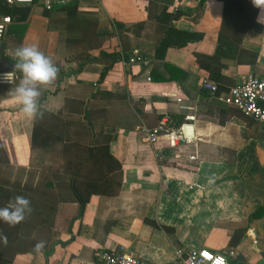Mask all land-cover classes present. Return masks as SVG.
<instances>
[{
  "label": "crops",
  "instance_id": "obj_1",
  "mask_svg": "<svg viewBox=\"0 0 264 264\" xmlns=\"http://www.w3.org/2000/svg\"><path fill=\"white\" fill-rule=\"evenodd\" d=\"M236 1L256 14L250 28L232 36L235 47L227 52L217 51L218 0H205L200 10L199 0H69L50 11L38 0L25 22L8 25L2 51L12 63L18 47L36 46L59 73L40 87L42 119L25 117L9 95L19 72L12 85H0V142L8 161L0 177L7 171L11 182L30 186L16 196L27 198L32 209L16 230V243L0 245V264H102L101 256L112 254L173 264L177 249H231L230 264L264 258V216L248 220L264 205V123L201 88L207 81L223 93L249 74H264L261 10L252 0ZM177 11L185 14L169 24L167 16ZM115 23L123 26L120 35ZM170 25L194 41L158 50ZM122 50L138 52L142 61L117 59L110 66V57L99 56ZM195 54L218 60L203 68ZM162 119L173 130L181 127L183 143L142 140L141 129ZM35 120L71 141L107 143L106 168L120 167L98 181L70 227L79 204L62 168L73 151L63 154L61 143L31 149ZM185 126L192 137H185ZM102 168L96 164L94 176ZM41 240L45 247L36 253Z\"/></svg>",
  "mask_w": 264,
  "mask_h": 264
},
{
  "label": "trees",
  "instance_id": "obj_2",
  "mask_svg": "<svg viewBox=\"0 0 264 264\" xmlns=\"http://www.w3.org/2000/svg\"><path fill=\"white\" fill-rule=\"evenodd\" d=\"M205 0H199L197 9L200 10L203 6ZM222 2V20L220 31L217 40V51L227 52L231 49V47H235L232 42V36L237 34L238 30H245L251 27L253 22V17L256 14L255 8H245L240 9L239 4L236 0H218ZM38 2V0H34V3ZM32 7H7L5 4L0 3V16H8L11 22L20 23L25 22L31 13ZM180 11L175 12L172 15L167 16L168 22L171 24L172 21L179 19L182 15ZM115 30L118 34H121L123 26L121 24H114ZM194 41V38L188 35L187 33L179 32L173 28V26H169L165 32L164 38L158 45V50L165 51L168 48H183L188 43ZM139 56L138 52L135 54L128 56L124 50L121 53L115 54H106L100 51L99 56L101 57H110L111 65L116 62L117 59L124 60L125 62H129L132 56ZM2 57L11 61L2 51ZM196 62L200 67L209 68L215 61L217 62L218 57L215 54L213 57H208L204 55L195 54ZM90 60V57L85 58L84 61ZM57 68L58 66L55 65ZM110 66L103 68L100 73V78L98 82H102L105 74L111 68ZM82 68V63L77 65V69L75 72L80 71ZM54 143H61L63 154L67 153V149H72L71 157H69L64 163L62 172L69 176L68 181V189L71 192L72 197L75 198L77 203L79 204L78 214L76 217L72 218L69 224L71 226L72 222L81 217L85 204L88 201L89 196L96 192V186L98 181L101 178L106 177L110 172L119 171L120 167L114 169L106 168L107 165V157H110L107 152V143L100 145L96 138L92 140V143L89 144H81L77 140H69L68 137H64V135L54 134L46 127H43L38 120L34 121L33 132L31 137V149L39 150L48 148L50 145ZM97 144V145H96ZM8 161L6 154L3 150V147L0 142V167L7 166ZM102 165L101 171H97V176L95 174V165ZM30 186L23 185L19 187V184L16 181L11 182V179L1 181L0 177V208L7 206L8 202L11 200V197H16L22 191H26ZM20 191V192H19ZM264 216V205L259 206V208L253 212L250 217V220L259 219ZM20 223L16 226H10L7 223L0 221V234L7 236V244L16 243L18 233L16 230L19 229ZM69 234L71 231L69 229ZM71 238L68 240L70 241ZM62 242L60 244H64ZM6 244V245H7ZM0 245H5L2 241H0ZM0 246V260L4 257L5 249ZM49 252L45 253V257L48 256Z\"/></svg>",
  "mask_w": 264,
  "mask_h": 264
},
{
  "label": "built area",
  "instance_id": "obj_3",
  "mask_svg": "<svg viewBox=\"0 0 264 264\" xmlns=\"http://www.w3.org/2000/svg\"><path fill=\"white\" fill-rule=\"evenodd\" d=\"M0 3L7 7H32L34 0H0ZM69 0H41L43 8L47 11L54 6H65ZM11 20L8 16H0V45L3 43L4 35ZM139 56H132L130 63L141 62ZM6 73H0V85H12L16 79V72L10 73L5 77L7 82L3 81L2 76ZM201 88L208 93V98L216 97L225 105L235 108L243 116L256 122L264 123V74H249L242 84L230 87L223 93H218L215 84L202 81ZM167 119H162L151 128H142V140L148 145L155 144L160 137L166 139L170 146L177 145L184 139L183 131L180 128L173 130L169 126ZM233 250L226 252H214L208 249H193L189 251L176 250L173 264H230L228 259H234ZM102 264H149L147 261L131 255H103Z\"/></svg>",
  "mask_w": 264,
  "mask_h": 264
},
{
  "label": "clouds",
  "instance_id": "obj_4",
  "mask_svg": "<svg viewBox=\"0 0 264 264\" xmlns=\"http://www.w3.org/2000/svg\"><path fill=\"white\" fill-rule=\"evenodd\" d=\"M254 7L261 10L264 18V0H252ZM16 63L14 72H19L21 78L17 86L10 90L11 98L20 105V111L25 117L42 119L44 116L39 103L41 96L40 87L51 84L58 76L59 69L36 46H20L15 52ZM10 73L3 74V81ZM32 211L30 201L24 196L18 195L10 200L7 206L0 208V221L10 226H16L25 220L26 215ZM0 241L7 244V236L0 234ZM45 241H38L34 245V252L40 253L45 247Z\"/></svg>",
  "mask_w": 264,
  "mask_h": 264
},
{
  "label": "water",
  "instance_id": "obj_5",
  "mask_svg": "<svg viewBox=\"0 0 264 264\" xmlns=\"http://www.w3.org/2000/svg\"><path fill=\"white\" fill-rule=\"evenodd\" d=\"M3 45H0V73H10L13 71L14 63L2 57ZM18 72V71H17ZM185 137H192L191 126L184 127ZM184 140H181L179 143H183ZM256 264H264V258L260 259Z\"/></svg>",
  "mask_w": 264,
  "mask_h": 264
},
{
  "label": "rangeland",
  "instance_id": "obj_6",
  "mask_svg": "<svg viewBox=\"0 0 264 264\" xmlns=\"http://www.w3.org/2000/svg\"><path fill=\"white\" fill-rule=\"evenodd\" d=\"M43 7V6H42ZM4 54H5V51H4ZM10 172H7V171H4L3 172V175L1 176V181H5V180H8L9 179V174Z\"/></svg>",
  "mask_w": 264,
  "mask_h": 264
}]
</instances>
